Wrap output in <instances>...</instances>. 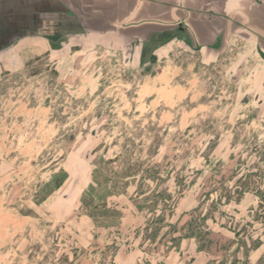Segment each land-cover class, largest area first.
<instances>
[{"label":"rangeland","instance_id":"1","mask_svg":"<svg viewBox=\"0 0 264 264\" xmlns=\"http://www.w3.org/2000/svg\"><path fill=\"white\" fill-rule=\"evenodd\" d=\"M86 35L0 73V264H264L253 40Z\"/></svg>","mask_w":264,"mask_h":264},{"label":"crops","instance_id":"2","mask_svg":"<svg viewBox=\"0 0 264 264\" xmlns=\"http://www.w3.org/2000/svg\"><path fill=\"white\" fill-rule=\"evenodd\" d=\"M69 28L130 43L160 38L162 50L187 42L205 59L250 38L264 55V0H0V73L46 54Z\"/></svg>","mask_w":264,"mask_h":264},{"label":"trees","instance_id":"3","mask_svg":"<svg viewBox=\"0 0 264 264\" xmlns=\"http://www.w3.org/2000/svg\"><path fill=\"white\" fill-rule=\"evenodd\" d=\"M60 184H61V182H60V183H58L57 187H58Z\"/></svg>","mask_w":264,"mask_h":264}]
</instances>
